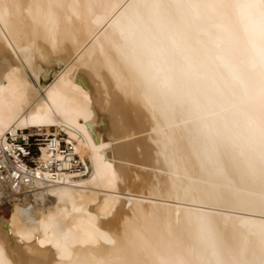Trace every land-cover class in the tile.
<instances>
[{"label":"bare ground","instance_id":"6f19581e","mask_svg":"<svg viewBox=\"0 0 264 264\" xmlns=\"http://www.w3.org/2000/svg\"><path fill=\"white\" fill-rule=\"evenodd\" d=\"M27 129L84 167L0 189V264H264V0H0Z\"/></svg>","mask_w":264,"mask_h":264},{"label":"built area","instance_id":"2783aa9c","mask_svg":"<svg viewBox=\"0 0 264 264\" xmlns=\"http://www.w3.org/2000/svg\"><path fill=\"white\" fill-rule=\"evenodd\" d=\"M83 167L79 157L73 154L72 143L61 133L8 131L0 142V189L10 193L29 191L41 183H54L64 173L80 172Z\"/></svg>","mask_w":264,"mask_h":264},{"label":"rangeland","instance_id":"374dc122","mask_svg":"<svg viewBox=\"0 0 264 264\" xmlns=\"http://www.w3.org/2000/svg\"><path fill=\"white\" fill-rule=\"evenodd\" d=\"M62 68L61 67H59V68H57L56 69V71H59V70H61ZM46 83H48L49 81H45ZM52 130V129H51ZM52 132V131H51ZM62 135H64L65 137H66V139H68L67 138V136L64 134V133H62V132H60ZM86 161H87V159H86ZM85 161V163H86V165H87V168H88V172L90 173V167H89V163H88V161L86 162ZM87 172V174L85 175V177H87L88 175H89V173ZM143 203H148V202H143ZM149 203H151V202H149ZM11 209H12V207H11V204L10 203H8V201L7 200H2V203L0 204V217H2V218H4V219H6V218H8V216L10 215V212H11ZM210 214H213V213H210Z\"/></svg>","mask_w":264,"mask_h":264}]
</instances>
